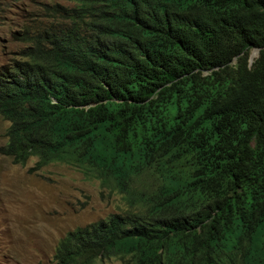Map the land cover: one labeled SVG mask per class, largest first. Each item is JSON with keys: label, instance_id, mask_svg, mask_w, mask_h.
<instances>
[{"label": "trees", "instance_id": "obj_1", "mask_svg": "<svg viewBox=\"0 0 264 264\" xmlns=\"http://www.w3.org/2000/svg\"><path fill=\"white\" fill-rule=\"evenodd\" d=\"M66 1L0 66L1 154L125 208L51 264H264V0Z\"/></svg>", "mask_w": 264, "mask_h": 264}, {"label": "rangeland", "instance_id": "obj_2", "mask_svg": "<svg viewBox=\"0 0 264 264\" xmlns=\"http://www.w3.org/2000/svg\"><path fill=\"white\" fill-rule=\"evenodd\" d=\"M52 5L72 6L66 0H0V66L23 47L16 33L59 20L50 14ZM8 126L0 117V264H51L67 233L120 213L124 201L74 167H38L35 158L13 164L1 154Z\"/></svg>", "mask_w": 264, "mask_h": 264}, {"label": "water", "instance_id": "obj_3", "mask_svg": "<svg viewBox=\"0 0 264 264\" xmlns=\"http://www.w3.org/2000/svg\"><path fill=\"white\" fill-rule=\"evenodd\" d=\"M258 54V49H253L252 52L250 53V60L249 62L251 63L252 62V59L257 56Z\"/></svg>", "mask_w": 264, "mask_h": 264}]
</instances>
